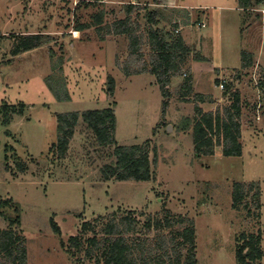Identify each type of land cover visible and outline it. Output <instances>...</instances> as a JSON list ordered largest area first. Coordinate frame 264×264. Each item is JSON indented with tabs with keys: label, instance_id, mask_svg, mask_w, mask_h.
Wrapping results in <instances>:
<instances>
[{
	"label": "rangeland",
	"instance_id": "rangeland-1",
	"mask_svg": "<svg viewBox=\"0 0 264 264\" xmlns=\"http://www.w3.org/2000/svg\"><path fill=\"white\" fill-rule=\"evenodd\" d=\"M161 1L158 6L154 0H0V230L8 229L6 217L14 216L2 203L12 200L20 209L28 264H93L84 262L83 254L74 256L69 238L101 216L132 211L141 221L165 211L192 219L198 264H237L242 235L260 234L264 250V15L241 13L238 0ZM178 4L191 9H176ZM128 5L142 8L132 16L145 34L146 14L157 9L166 20L156 28L173 31L177 24L184 38L189 33L192 55L183 76L172 81L165 119L156 78H127L117 67L129 56V40L106 32L126 17ZM187 11L192 16L181 18ZM38 34L50 40L13 56L17 38ZM202 39L209 41L203 44ZM243 51L255 56L249 70L241 69ZM145 53L148 60L147 47ZM197 55L207 57L206 62L195 61ZM189 72L193 93L184 100L182 85ZM50 75L67 83L70 102H57L46 85ZM109 76L116 83L113 98L107 94ZM217 81L241 94V158H224L220 147L213 157L198 159L194 153L195 95L206 97L200 104L205 112H222L230 105L231 95ZM6 106L11 107L9 126L3 123ZM112 107L118 146L149 143L152 158L156 150L152 181H104L102 169L115 162L114 147L100 148L82 120L66 157L60 159L53 150L58 114ZM235 183L260 188L259 219L232 208ZM52 220L61 236L54 233Z\"/></svg>",
	"mask_w": 264,
	"mask_h": 264
},
{
	"label": "trees",
	"instance_id": "trees-1",
	"mask_svg": "<svg viewBox=\"0 0 264 264\" xmlns=\"http://www.w3.org/2000/svg\"><path fill=\"white\" fill-rule=\"evenodd\" d=\"M154 2L158 6L162 5L161 0H154ZM238 6L244 12H248L252 8V0H238ZM141 10L139 6L128 5L125 7L126 17L110 25L106 33L109 36L128 37L129 56L124 63L117 61V67L127 78L144 74H150L156 78L164 98L161 116L165 119L169 101L172 98L170 92L172 81L183 76L192 50L179 33L177 24L174 25L173 31L156 28L161 20H166L160 9L146 14L149 29L146 34L143 33L138 21H135L132 16L136 11ZM102 22L103 17L98 16L96 25L101 26ZM82 30L83 27L77 29L78 32ZM98 30L102 29L99 27ZM48 40H50L48 36L41 34L21 36L16 39L12 54L16 57L31 52L44 46ZM146 47L149 54L148 60L145 53ZM206 60L201 55L195 58L197 62H206ZM253 67V55L243 51L241 69L249 70ZM188 74L185 75L186 79L182 85L181 97L184 100L193 93L192 76L190 72ZM261 83L264 86V79ZM46 85L57 102L71 101L67 83L63 79L50 75L46 78ZM115 89V79L109 76L107 88L109 97H114ZM224 90L226 94L231 95V99H229L230 105L222 112L219 110L205 112L200 104L205 103L206 97L200 94L195 95L197 105L193 119V144L194 153L198 159L213 157L216 147L221 148L224 158L243 156L241 94L231 90L229 83L225 84ZM8 107H5L4 126H9L11 123L8 111L11 107L9 109ZM80 120L92 131L100 148L114 147L115 162L102 169L104 181L141 183L154 179L153 166L157 164L156 150L152 158L149 143L118 146L115 137L117 118L114 107L83 113L58 114V140L52 148L60 159L66 157ZM188 122L190 126V121ZM23 171L25 169H22ZM260 191V188L253 183H235L231 194L232 208L236 211H247L248 216L255 215L254 217L259 219L262 209ZM2 204L9 205L14 216L3 215L9 222V227L0 230V264H28L26 241L19 233L22 223L20 209L12 200ZM135 213L134 211L125 215L113 213L109 216H101L91 223H85L81 234L69 238L70 250L74 248L77 252L74 254L76 258L83 254L84 262L89 261L93 264H198L197 233L192 219L165 211L160 216H149L145 221H141ZM51 225L54 233L61 236L62 232L57 223L52 220ZM242 240H244L243 245H238L236 251L237 264H261L264 260L262 236L260 234L257 236L251 234L249 237L242 235ZM63 247L66 248L67 245L63 243Z\"/></svg>",
	"mask_w": 264,
	"mask_h": 264
},
{
	"label": "crops",
	"instance_id": "crops-1",
	"mask_svg": "<svg viewBox=\"0 0 264 264\" xmlns=\"http://www.w3.org/2000/svg\"><path fill=\"white\" fill-rule=\"evenodd\" d=\"M261 0H252V8H250V10L248 11V12H244L243 10H241V9H239L240 11H241V13H244V14H247V16H253V13H261V14H263L262 13V11H263V9H264V5H263V3H264V0H262V4H261V2H260ZM238 3V2H237ZM262 6V7H261ZM176 9H181V10H190L191 8H189V7H186V6H183V5H181V4H178V6L176 7ZM180 12V11H179ZM180 13H183V12H180ZM201 14H203L202 12H200ZM264 15V14H263ZM190 16H192V15H190L189 14V12L187 11V12H185L184 13V15L182 16L181 15V18H183V19H188ZM258 19H260V18H258ZM183 30V29H182ZM182 30H181V32H182ZM183 34V33H182ZM181 34V35H182ZM188 35H189V33H187V35H186V37H187V39H188ZM182 37H183V39L185 40V42H186V44L188 45L189 43H187V39L186 38H184V36L182 35ZM203 40V44H205V42L207 43L209 40H205V39H202ZM189 46V45H188ZM253 55V58L255 59V56H254V54H252ZM205 59H207V57H205V56H203Z\"/></svg>",
	"mask_w": 264,
	"mask_h": 264
},
{
	"label": "built area",
	"instance_id": "built-area-1",
	"mask_svg": "<svg viewBox=\"0 0 264 264\" xmlns=\"http://www.w3.org/2000/svg\"><path fill=\"white\" fill-rule=\"evenodd\" d=\"M182 1H183V0H182ZM262 13L264 14V9H263ZM201 26H202V27H205V24H203V25H201ZM226 83H227V82L222 81V83L219 85V87H220L221 90H224V86H225Z\"/></svg>",
	"mask_w": 264,
	"mask_h": 264
}]
</instances>
